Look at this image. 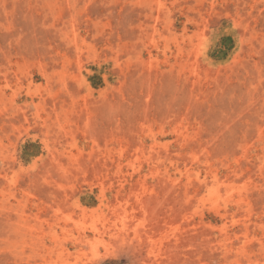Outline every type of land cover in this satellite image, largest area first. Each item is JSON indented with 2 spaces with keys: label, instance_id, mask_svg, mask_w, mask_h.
<instances>
[{
  "label": "rangeland",
  "instance_id": "rangeland-1",
  "mask_svg": "<svg viewBox=\"0 0 264 264\" xmlns=\"http://www.w3.org/2000/svg\"><path fill=\"white\" fill-rule=\"evenodd\" d=\"M0 264H264V0H0Z\"/></svg>",
  "mask_w": 264,
  "mask_h": 264
}]
</instances>
